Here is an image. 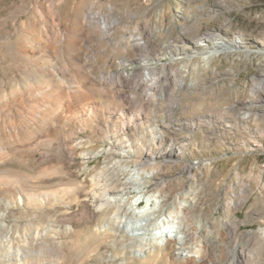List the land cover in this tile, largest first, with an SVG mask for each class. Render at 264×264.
Here are the masks:
<instances>
[{"label": "rangeland", "instance_id": "1", "mask_svg": "<svg viewBox=\"0 0 264 264\" xmlns=\"http://www.w3.org/2000/svg\"><path fill=\"white\" fill-rule=\"evenodd\" d=\"M51 15L59 18L60 31L68 34L73 49L34 46L39 31L32 30L31 23L38 21L40 27L51 30ZM101 17L118 23L109 32L108 41L101 35L90 36L91 31H97ZM208 33L210 42L220 44L222 52L202 62L194 56L208 51L202 39ZM132 34L149 39L146 49L132 47ZM189 41L198 50L187 51L182 60L169 68L164 49L192 48ZM235 44L239 48L234 52L230 47ZM52 51L66 58L72 73L86 83L93 76L107 74L121 60L136 65L141 58L157 57V63L172 74L178 67H186L182 91L175 94L171 89L172 96L158 100L156 107L153 102L145 105L143 100L138 101V109L152 115L136 122V128H129L128 137H140L146 145L154 134L164 133L163 148L170 141L181 143L183 146L175 148V155L170 158L171 167L161 174L168 177V187L175 194L191 191L202 197L190 215L193 224L202 217L208 218L211 232L224 235L229 250L235 244L247 247L254 243L257 231L264 229V0H0V130L4 123L19 119L21 108L31 100L57 92L55 84L45 85L40 75L26 79L31 70L33 73L35 68L41 69L37 61L55 56ZM80 65L90 69L88 78ZM173 76H164L165 82ZM25 90L30 96L24 95ZM138 94L141 98L142 89H138ZM101 98L96 92L91 101L97 106ZM245 104H250L248 118H243ZM162 116H170V122L162 124ZM107 126L111 131L116 128L111 123ZM73 138H89L94 145H101L90 129ZM32 146L7 150L8 159L0 165V174L38 178L37 172L43 168L38 159L49 150H35ZM79 155L68 174L60 168L59 176L34 178L25 183L26 187L38 191L70 189L72 196L82 199L88 189L80 184L89 178L78 174L82 162ZM190 163L198 168L185 170L183 167ZM102 164L103 157L90 158L91 170ZM45 166L58 167L55 163ZM63 210L47 209L45 215L58 216ZM71 211L74 214L70 224L76 231L61 236L62 257L58 245L37 247V252H31L33 264H97L94 250L107 256L126 246L124 243L111 248L110 238L95 234L98 226L104 230L106 222L90 206L73 204ZM45 221L44 217L40 219L43 224ZM126 256L131 261L132 253ZM101 264L109 262L103 260ZM150 264H169V256L161 253Z\"/></svg>", "mask_w": 264, "mask_h": 264}, {"label": "bare ground", "instance_id": "2", "mask_svg": "<svg viewBox=\"0 0 264 264\" xmlns=\"http://www.w3.org/2000/svg\"><path fill=\"white\" fill-rule=\"evenodd\" d=\"M48 24L51 30L40 27L38 21L31 23V29L39 31L33 40L35 47L44 45L51 49L53 45H59V49L64 51L74 48L69 43L68 34L60 31V20L56 15L48 17ZM117 26L116 20L108 21L107 17H101L97 31H91L90 36L101 35L108 41L109 32ZM209 36L208 33L202 38L208 51L194 56L202 62H208L222 52L220 44L211 43ZM43 38L45 42H42ZM130 39L132 47L139 51L146 49L149 42L148 38L133 34ZM189 42L192 48L182 47L178 51L167 46L164 49L169 68L172 69L171 65L177 60H182L187 51L198 50L194 42ZM230 48L235 52L239 47L235 44ZM125 50L129 53L128 47ZM53 53L55 56H49L43 62L35 61L41 69L35 68L33 73L31 70L26 79L40 75L38 77L45 80V85L53 83L58 90L41 100H31L26 105L28 109L21 106L19 119L4 123L0 130V165L8 159L7 150L36 143L32 146L35 150L41 147L49 150L38 159L37 163L43 168H39L37 176L51 177L60 174V168L66 169L68 174L71 163L80 153L82 162L78 174L89 178L80 181V187L88 190L81 199V196H72L70 189L38 191L26 187V182L37 177L0 174V264H33L31 252H37L35 248L54 244L60 246L61 251L57 252L62 257L61 236L76 231L70 224L73 221V204L90 206L105 220L104 230L98 226L95 234L103 239L110 238L109 247L126 243L125 247L107 256H101L94 250L97 264L103 260L109 264H150L161 253L169 256V264H264V229L257 231L252 245L235 244L229 250L226 237L211 232L213 228L208 218L202 217L196 225L193 224L194 219L190 215L199 207L202 197L191 191L175 194L168 187V177L161 174L171 165L170 158L175 155V148L183 146L181 143L170 141L163 148L164 133L154 134L146 145L140 137L133 140L128 137L129 128H136V122L152 115L138 109V101L143 100L145 105L153 102L156 107L158 100L182 91L186 67L175 69L176 77L164 68L166 66L157 63L160 60L157 57L141 58L136 65L133 61L131 64L128 60H121L107 74L93 76L86 83L72 73L66 58L58 51ZM79 69L87 78L91 74L87 65H80ZM168 75L174 79L169 81L167 78L165 82L164 76ZM173 88L174 91L169 93ZM138 89L143 91L141 98ZM96 92L102 96L97 106L91 101ZM29 93L24 91V95L30 96ZM249 105L243 106L246 110L243 118L251 115ZM160 120L165 124L170 122V116H162ZM109 122L116 127L113 131L107 126ZM87 129L95 132L101 145H94L89 138L74 141V136ZM39 139L41 141H37ZM92 157H103V164L91 170ZM50 163L58 167L45 166ZM196 167L190 163L183 168L193 170ZM58 207L64 209L60 215H45V210ZM14 211H17L16 216ZM42 217L46 219L44 224L40 222ZM58 223L65 224L60 226ZM127 253H132L131 261L127 259Z\"/></svg>", "mask_w": 264, "mask_h": 264}]
</instances>
